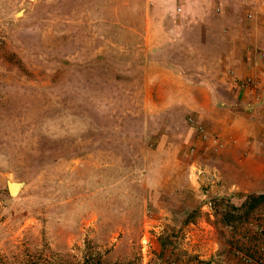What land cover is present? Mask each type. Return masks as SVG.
I'll use <instances>...</instances> for the list:
<instances>
[{
    "label": "rangeland",
    "instance_id": "1",
    "mask_svg": "<svg viewBox=\"0 0 264 264\" xmlns=\"http://www.w3.org/2000/svg\"><path fill=\"white\" fill-rule=\"evenodd\" d=\"M146 2L0 0V264H97L116 243L119 255V207L163 175L165 142L181 132L143 64L210 58L149 47L165 22L147 20ZM6 181L21 183L14 196ZM215 206L239 234L264 222V204L247 222L244 208ZM152 231L125 230L145 252Z\"/></svg>",
    "mask_w": 264,
    "mask_h": 264
},
{
    "label": "crops",
    "instance_id": "2",
    "mask_svg": "<svg viewBox=\"0 0 264 264\" xmlns=\"http://www.w3.org/2000/svg\"><path fill=\"white\" fill-rule=\"evenodd\" d=\"M147 1V20L157 26L165 22L149 47L185 43L180 52L188 58L193 52L210 58L201 55L189 64L174 55L143 64L144 80L156 85L164 80L168 97L162 108L179 112L181 132L179 140L165 142L163 175L149 189L131 192L128 204L119 207V255L116 243L94 262L256 264L241 260L233 249L255 255L264 236L245 227L239 234L215 203L238 206L247 196L264 193V104L256 101L254 90L236 82L250 77L264 84V0ZM195 124L205 138L195 134ZM143 227L153 230L146 252L143 237L130 239L125 232ZM71 261L66 264L82 260Z\"/></svg>",
    "mask_w": 264,
    "mask_h": 264
},
{
    "label": "built area",
    "instance_id": "3",
    "mask_svg": "<svg viewBox=\"0 0 264 264\" xmlns=\"http://www.w3.org/2000/svg\"><path fill=\"white\" fill-rule=\"evenodd\" d=\"M261 58L264 60V50L260 53ZM237 85L241 88H247L254 90V97L258 103L264 104V84H260L258 81L245 77L240 80H236ZM197 135L203 139L205 138V133L201 125L195 124ZM251 228L254 233L259 236H264V222L252 223ZM233 254L243 261L253 262L256 264H264V243L260 244L257 248L255 255H249L243 253L241 250L235 248L233 249ZM169 264H174L173 260L169 261Z\"/></svg>",
    "mask_w": 264,
    "mask_h": 264
},
{
    "label": "trees",
    "instance_id": "4",
    "mask_svg": "<svg viewBox=\"0 0 264 264\" xmlns=\"http://www.w3.org/2000/svg\"><path fill=\"white\" fill-rule=\"evenodd\" d=\"M260 204H264V193L261 194H257V195H251V196H247L243 202H241L238 206L232 205V208L235 210H238L240 208H244L243 210V214H244V218L247 216L248 212L252 209H254L256 206L260 205ZM227 212H221L219 215L222 219L225 220H230V221H234L233 219V215L231 214H226ZM247 218L245 219V221L247 222ZM235 222V221H234ZM244 222V221H243ZM242 222V223H243ZM235 226L237 225V223L235 222L234 224ZM236 229V228H235Z\"/></svg>",
    "mask_w": 264,
    "mask_h": 264
},
{
    "label": "water",
    "instance_id": "5",
    "mask_svg": "<svg viewBox=\"0 0 264 264\" xmlns=\"http://www.w3.org/2000/svg\"><path fill=\"white\" fill-rule=\"evenodd\" d=\"M21 186L20 182L6 181L5 187L9 196H14Z\"/></svg>",
    "mask_w": 264,
    "mask_h": 264
}]
</instances>
